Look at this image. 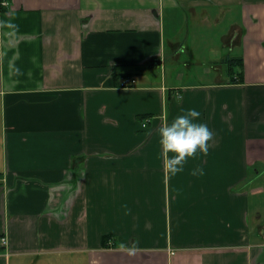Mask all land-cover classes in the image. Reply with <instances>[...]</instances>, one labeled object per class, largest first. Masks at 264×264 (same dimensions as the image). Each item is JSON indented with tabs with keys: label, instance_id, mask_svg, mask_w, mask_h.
Masks as SVG:
<instances>
[{
	"label": "crops",
	"instance_id": "obj_1",
	"mask_svg": "<svg viewBox=\"0 0 264 264\" xmlns=\"http://www.w3.org/2000/svg\"><path fill=\"white\" fill-rule=\"evenodd\" d=\"M0 7V264H264V0ZM198 41L213 79L167 82ZM189 108L214 135L169 175L157 129Z\"/></svg>",
	"mask_w": 264,
	"mask_h": 264
},
{
	"label": "clouds",
	"instance_id": "obj_2",
	"mask_svg": "<svg viewBox=\"0 0 264 264\" xmlns=\"http://www.w3.org/2000/svg\"><path fill=\"white\" fill-rule=\"evenodd\" d=\"M0 25L15 27L10 21H0ZM201 113L196 108L186 109L182 114L175 116L171 122H165L157 129L159 134L158 143L166 157L164 167L169 175H176L184 170V165L189 157L197 152L207 154L209 141L213 138V131L207 123L198 118ZM171 154V155H169ZM203 174L202 169H194L193 174ZM119 250L127 255H135L139 250V241L131 243L121 241ZM80 264H85L82 258Z\"/></svg>",
	"mask_w": 264,
	"mask_h": 264
},
{
	"label": "rangeland",
	"instance_id": "obj_3",
	"mask_svg": "<svg viewBox=\"0 0 264 264\" xmlns=\"http://www.w3.org/2000/svg\"><path fill=\"white\" fill-rule=\"evenodd\" d=\"M177 26L175 25H166V30L169 32H172L173 29H175ZM178 42L176 37H174L171 42ZM202 43V44H201ZM197 42V45L199 46L201 44V50L198 52L197 47L194 51V55L190 58L187 55H182L181 57H173L171 51V47L166 48V57H167V64L165 68V75L167 82L174 81L177 74H183L184 81L189 82H196L197 80L201 82L210 81L213 79L214 75H205L202 74V72L208 67V66H214L212 61L215 60L214 56H211L210 50L208 49L205 42ZM170 50V51H169ZM239 68L237 67V70ZM202 71V72H201ZM179 72V73H177ZM250 221L253 220V214L251 213L249 217ZM261 220L264 222V207L261 208Z\"/></svg>",
	"mask_w": 264,
	"mask_h": 264
},
{
	"label": "trees",
	"instance_id": "obj_4",
	"mask_svg": "<svg viewBox=\"0 0 264 264\" xmlns=\"http://www.w3.org/2000/svg\"><path fill=\"white\" fill-rule=\"evenodd\" d=\"M0 9L2 10L3 8L0 7ZM228 63H229V76L232 77H236L238 79V81H242L243 80V60L242 58L239 57H231V58H227ZM237 67L239 68L240 71H237Z\"/></svg>",
	"mask_w": 264,
	"mask_h": 264
},
{
	"label": "built area",
	"instance_id": "obj_5",
	"mask_svg": "<svg viewBox=\"0 0 264 264\" xmlns=\"http://www.w3.org/2000/svg\"><path fill=\"white\" fill-rule=\"evenodd\" d=\"M135 83V80H129V79H125L124 82H123V86L124 87H128V86H131ZM147 123H148V120L145 119L142 121V127H146L147 126ZM7 246V239L5 237H1L0 238V247H3V248H6Z\"/></svg>",
	"mask_w": 264,
	"mask_h": 264
},
{
	"label": "bare ground",
	"instance_id": "obj_6",
	"mask_svg": "<svg viewBox=\"0 0 264 264\" xmlns=\"http://www.w3.org/2000/svg\"><path fill=\"white\" fill-rule=\"evenodd\" d=\"M0 249H3V248L0 247Z\"/></svg>",
	"mask_w": 264,
	"mask_h": 264
},
{
	"label": "water",
	"instance_id": "obj_7",
	"mask_svg": "<svg viewBox=\"0 0 264 264\" xmlns=\"http://www.w3.org/2000/svg\"><path fill=\"white\" fill-rule=\"evenodd\" d=\"M263 234H264V230H263Z\"/></svg>",
	"mask_w": 264,
	"mask_h": 264
}]
</instances>
